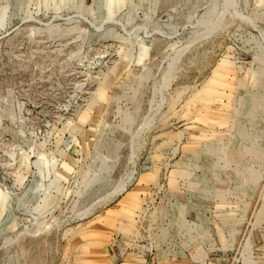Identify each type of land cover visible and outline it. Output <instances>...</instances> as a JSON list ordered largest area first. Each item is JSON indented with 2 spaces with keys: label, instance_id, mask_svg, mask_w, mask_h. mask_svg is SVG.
Listing matches in <instances>:
<instances>
[{
  "label": "rangeland",
  "instance_id": "374dc122",
  "mask_svg": "<svg viewBox=\"0 0 264 264\" xmlns=\"http://www.w3.org/2000/svg\"><path fill=\"white\" fill-rule=\"evenodd\" d=\"M0 264H264V0H0Z\"/></svg>",
  "mask_w": 264,
  "mask_h": 264
},
{
  "label": "bare ground",
  "instance_id": "6f19581e",
  "mask_svg": "<svg viewBox=\"0 0 264 264\" xmlns=\"http://www.w3.org/2000/svg\"><path fill=\"white\" fill-rule=\"evenodd\" d=\"M124 184H125V183H124ZM125 188H126V185H121V187L119 188L118 191H119V192H120V191H124ZM119 194H120V193H119ZM117 195H118V193H117ZM110 199H111V198H110Z\"/></svg>",
  "mask_w": 264,
  "mask_h": 264
}]
</instances>
